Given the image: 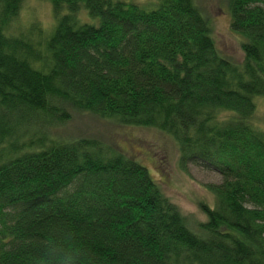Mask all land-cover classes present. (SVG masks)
<instances>
[{"label":"trees","instance_id":"trees-1","mask_svg":"<svg viewBox=\"0 0 264 264\" xmlns=\"http://www.w3.org/2000/svg\"><path fill=\"white\" fill-rule=\"evenodd\" d=\"M47 1L49 32L17 27L23 0H0V264L72 249L84 264H264V0H227L240 63L196 0ZM81 112L165 131L213 166L205 219L190 226L112 143L52 133Z\"/></svg>","mask_w":264,"mask_h":264},{"label":"rangeland","instance_id":"rangeland-1","mask_svg":"<svg viewBox=\"0 0 264 264\" xmlns=\"http://www.w3.org/2000/svg\"><path fill=\"white\" fill-rule=\"evenodd\" d=\"M134 1L145 9L157 6L158 0ZM208 17L211 34L217 48L236 62H242L241 43L244 37L230 26L227 0H196ZM39 23L46 32L54 25L51 3L47 0H23L16 26L28 28ZM256 108L252 122L264 129V96L254 98ZM260 129V130H261ZM63 136L96 135L117 146L126 155L145 166L164 194L196 228L198 220L205 219L200 205L214 204L215 196L208 185L220 181V174L211 165L192 159H182L181 149L171 134L154 127L131 124H113L88 112L75 114L65 125L51 130Z\"/></svg>","mask_w":264,"mask_h":264},{"label":"clouds","instance_id":"clouds-1","mask_svg":"<svg viewBox=\"0 0 264 264\" xmlns=\"http://www.w3.org/2000/svg\"><path fill=\"white\" fill-rule=\"evenodd\" d=\"M85 257L76 249L70 250L66 255L60 257L57 264H84Z\"/></svg>","mask_w":264,"mask_h":264},{"label":"bare ground","instance_id":"bare-ground-1","mask_svg":"<svg viewBox=\"0 0 264 264\" xmlns=\"http://www.w3.org/2000/svg\"><path fill=\"white\" fill-rule=\"evenodd\" d=\"M50 144L48 143V146H49ZM181 158H182V154H181ZM184 159V158H183ZM187 159H188V157H187ZM197 159V157H194V159L193 160H196ZM187 221H188V218H187Z\"/></svg>","mask_w":264,"mask_h":264}]
</instances>
